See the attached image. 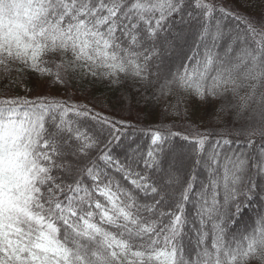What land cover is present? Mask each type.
Listing matches in <instances>:
<instances>
[{
    "label": "snow or ice",
    "instance_id": "obj_1",
    "mask_svg": "<svg viewBox=\"0 0 264 264\" xmlns=\"http://www.w3.org/2000/svg\"><path fill=\"white\" fill-rule=\"evenodd\" d=\"M32 80L69 95H10ZM88 82L162 115L219 102L229 138L206 147L215 130L197 134L177 152L161 124L142 149L121 130L134 125L71 102ZM0 92V264L264 258V15L205 0H0Z\"/></svg>",
    "mask_w": 264,
    "mask_h": 264
},
{
    "label": "trees",
    "instance_id": "obj_2",
    "mask_svg": "<svg viewBox=\"0 0 264 264\" xmlns=\"http://www.w3.org/2000/svg\"><path fill=\"white\" fill-rule=\"evenodd\" d=\"M205 2H211L217 8L223 6L225 8L239 9L241 12H247L254 18L264 15V3H262V0H235V3L233 0H205ZM241 5L246 6L242 7ZM193 23L195 24V21H193ZM223 23L225 25H231L234 22L224 20ZM25 83L29 88L36 85L35 90L26 93L22 87L18 86L10 95H26L29 98L44 95L62 100L67 99L69 95L66 94L63 89H56L54 87L45 89L42 80L25 81ZM0 94H2V92H0ZM70 94L72 95L71 102L88 105L89 107H93L95 112L103 116H107L110 119L122 120L127 124L134 125L135 128H123L121 130L125 133H134L142 149L148 147L150 144L151 132L159 129L161 124L165 126L166 131L175 134L171 137L170 144L165 145V147H173L177 152H190L193 143L199 138L197 134L203 136L215 130L217 135L211 137V140L206 143V147H209L210 143L217 139L229 138L228 128L226 127L227 121L225 118L220 117L215 110V106L219 102L209 105L200 103L193 98L187 105H182L179 111L170 108L167 115H162V107L160 104L154 107L151 105L144 106L133 100L130 104L125 103L123 107H121L116 102L117 97L122 94L121 91L104 82H97L94 85L88 82L86 91L84 88H81ZM138 99L139 97H137V100ZM171 102L174 103V98ZM185 107H187L186 113H184ZM185 136L189 138L187 141L184 140ZM117 154L121 160L124 159L122 149L118 150ZM114 179L119 180L126 188L132 187L119 175ZM257 207L258 205L253 204L254 209ZM249 211H251V209ZM249 264H264V258L258 255L256 258L252 259Z\"/></svg>",
    "mask_w": 264,
    "mask_h": 264
}]
</instances>
